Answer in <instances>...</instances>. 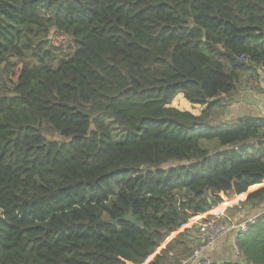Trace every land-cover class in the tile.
Listing matches in <instances>:
<instances>
[{"label": "trees", "instance_id": "obj_1", "mask_svg": "<svg viewBox=\"0 0 264 264\" xmlns=\"http://www.w3.org/2000/svg\"><path fill=\"white\" fill-rule=\"evenodd\" d=\"M259 69L264 0H0V264H145L264 184V118L211 123ZM245 203L241 261L212 264H264V186Z\"/></svg>", "mask_w": 264, "mask_h": 264}, {"label": "crops", "instance_id": "obj_2", "mask_svg": "<svg viewBox=\"0 0 264 264\" xmlns=\"http://www.w3.org/2000/svg\"><path fill=\"white\" fill-rule=\"evenodd\" d=\"M246 75L249 76L247 79H245ZM246 75L242 77L237 89L233 93L217 99V103L212 109L211 123L213 125L231 124L242 118H264V74L259 69L256 72L249 71ZM175 100L183 101L182 105L184 108H177L178 110L187 111L195 116L200 115L201 111L204 109V107L198 105H191L183 98L182 95L176 96L172 103L174 107H176ZM256 186H258V188L249 190L244 198L233 197L228 199L223 197V202L225 199H227L228 202L226 206L218 212V214H225L235 221L253 215V213L257 210L256 207H254L252 204L245 203V201L249 194L259 190L264 186V184ZM229 210L232 212H228ZM207 215L211 216L217 214H213V212L210 210V212L202 216L204 217ZM198 221V219L190 220L189 223L183 226L177 233L172 234L170 238L164 242L161 248L146 261L145 264H148L150 261H152L159 254V252L179 233L185 231L186 229H192ZM230 243L231 236H224L209 251L205 253V256L212 262L218 263L225 261L229 256L231 259ZM171 255L172 254H169V256ZM185 260H182L180 263Z\"/></svg>", "mask_w": 264, "mask_h": 264}, {"label": "built area", "instance_id": "obj_3", "mask_svg": "<svg viewBox=\"0 0 264 264\" xmlns=\"http://www.w3.org/2000/svg\"><path fill=\"white\" fill-rule=\"evenodd\" d=\"M255 220L256 217L250 215L235 221L225 214L211 215L199 219L195 225L197 242L190 256L181 264H212L213 262L205 256V253L226 235L231 236L232 260L241 261L242 252L238 248L237 238L247 233Z\"/></svg>", "mask_w": 264, "mask_h": 264}, {"label": "rangeland", "instance_id": "obj_4", "mask_svg": "<svg viewBox=\"0 0 264 264\" xmlns=\"http://www.w3.org/2000/svg\"><path fill=\"white\" fill-rule=\"evenodd\" d=\"M52 44L57 49L58 48L59 49H63L65 51V53L68 54V56H70L72 54L71 47H70V50H69V45L66 43V41L63 38H61L59 36H55L54 38H52ZM11 63H16V61L14 59H11ZM1 85H2V87H3V85L9 86L7 80H5ZM182 103H183L182 100H175V106L176 107H174V105H172L171 107L178 108V109H183L184 107H183ZM164 168H166V167H164ZM228 199H230V198H228ZM253 210H255V209H253ZM228 212H232V211L229 210ZM204 217H206V216H204ZM204 217L202 216L199 219H202Z\"/></svg>", "mask_w": 264, "mask_h": 264}, {"label": "water", "instance_id": "obj_5", "mask_svg": "<svg viewBox=\"0 0 264 264\" xmlns=\"http://www.w3.org/2000/svg\"><path fill=\"white\" fill-rule=\"evenodd\" d=\"M121 221L130 223V224H132V225H134L136 227H140V223L137 222L131 215H125L122 218L113 221L112 224H115V223H118V222H121Z\"/></svg>", "mask_w": 264, "mask_h": 264}, {"label": "bare ground", "instance_id": "obj_6", "mask_svg": "<svg viewBox=\"0 0 264 264\" xmlns=\"http://www.w3.org/2000/svg\"><path fill=\"white\" fill-rule=\"evenodd\" d=\"M192 220H194V219H192Z\"/></svg>", "mask_w": 264, "mask_h": 264}]
</instances>
